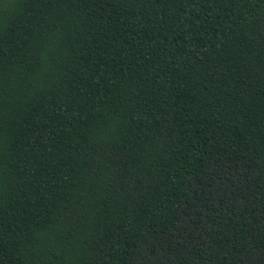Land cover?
Listing matches in <instances>:
<instances>
[{"label": "trees", "instance_id": "trees-1", "mask_svg": "<svg viewBox=\"0 0 264 264\" xmlns=\"http://www.w3.org/2000/svg\"><path fill=\"white\" fill-rule=\"evenodd\" d=\"M0 264H264V0H0Z\"/></svg>", "mask_w": 264, "mask_h": 264}]
</instances>
